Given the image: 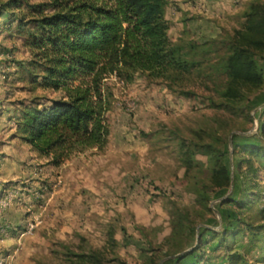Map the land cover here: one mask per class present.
<instances>
[{
	"label": "trees",
	"instance_id": "16d2710c",
	"mask_svg": "<svg viewBox=\"0 0 264 264\" xmlns=\"http://www.w3.org/2000/svg\"><path fill=\"white\" fill-rule=\"evenodd\" d=\"M169 2L0 0L5 30L20 37L29 54L21 80L29 92L58 93L20 103L7 118L15 136L52 165L87 150H104L114 98L111 78L123 84L138 76L160 80L170 92L189 97L194 93L182 84L192 74H204L208 80H219L220 101L213 106L235 114L242 110L264 85V0L248 1L239 27L203 42L169 36ZM246 116L253 122L254 117ZM257 121V141L232 144L241 188L237 197L219 202L231 205L235 216L226 217V225L218 230L205 222L213 213L210 201L231 182L227 140L217 134L207 142L174 138L184 174L191 176L186 189L199 209L174 204L169 235L157 247L146 241L151 263L169 258L162 264H217L219 255L214 252L223 250L226 264H264V206L252 211L259 200L256 176L264 172V105ZM118 244L113 229H108L106 247L113 250ZM64 248L66 264L115 260H108L100 249Z\"/></svg>",
	"mask_w": 264,
	"mask_h": 264
},
{
	"label": "rangeland",
	"instance_id": "374dc122",
	"mask_svg": "<svg viewBox=\"0 0 264 264\" xmlns=\"http://www.w3.org/2000/svg\"><path fill=\"white\" fill-rule=\"evenodd\" d=\"M169 1L165 14L171 24L169 36L203 42L239 27L250 0ZM3 22L1 17L0 264H66V246L74 251L100 249L108 260L115 259L106 264L168 261L154 258L151 263L146 241L157 247L169 235L174 204L199 209L186 189L191 176L184 174L174 138L207 142L217 134L227 140L231 182L210 201L213 213L207 214L205 226L218 230L226 225V217L235 216L231 205L219 202L237 197L241 188L232 144L258 140L264 85L235 114L212 105L220 101L219 80H208L204 74H192L182 84L194 93L189 97L170 92L160 80L138 76L123 84L111 78L114 98L107 113L110 134L104 150H87L52 165L15 136L7 118L34 96L58 93L29 92L20 78L29 54L21 38L8 34ZM256 177L259 200L252 211L264 206V172ZM108 229H113L119 243L113 250L106 247ZM214 254L219 255L217 264H226L223 250Z\"/></svg>",
	"mask_w": 264,
	"mask_h": 264
},
{
	"label": "crops",
	"instance_id": "0c3cea01",
	"mask_svg": "<svg viewBox=\"0 0 264 264\" xmlns=\"http://www.w3.org/2000/svg\"><path fill=\"white\" fill-rule=\"evenodd\" d=\"M184 1H186V0H183V1H181V2H184ZM191 1H193V0H188V2H191Z\"/></svg>",
	"mask_w": 264,
	"mask_h": 264
}]
</instances>
